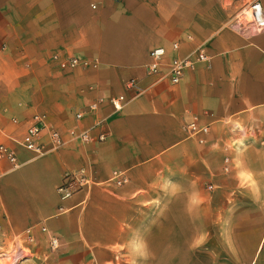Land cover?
<instances>
[{"label":"crops","instance_id":"obj_1","mask_svg":"<svg viewBox=\"0 0 264 264\" xmlns=\"http://www.w3.org/2000/svg\"><path fill=\"white\" fill-rule=\"evenodd\" d=\"M234 10L231 0H0V142L20 163L0 160V248L34 229L39 253L49 235L62 246L19 264H264V31L239 29ZM199 44L207 61L179 83L145 73L151 48L169 59ZM54 56L91 64L62 69ZM34 114L44 143L54 128L65 144L32 158L13 140ZM99 118L91 140L70 138ZM193 119L208 133L191 135ZM81 168L128 180L60 199L63 174ZM141 241L146 259L133 251Z\"/></svg>","mask_w":264,"mask_h":264},{"label":"built area","instance_id":"obj_2","mask_svg":"<svg viewBox=\"0 0 264 264\" xmlns=\"http://www.w3.org/2000/svg\"><path fill=\"white\" fill-rule=\"evenodd\" d=\"M118 1V0H113ZM236 2V4H234ZM231 5L235 7L233 18L234 25L239 29H253L264 31V5L260 0H231ZM95 7V5H92ZM179 41L172 42L171 48L174 52L179 49ZM62 69L75 68L77 66L86 67L91 63L89 60L80 59L77 57H67L59 59L54 56ZM148 62L145 65V73L154 78L155 81H168L171 84H177L183 78L187 70H193L197 65L204 63L208 59L206 50L203 44H199L193 50L184 55L174 54L167 59V50L162 46L153 47L148 53ZM129 87H135L134 80L128 82ZM102 99H97L88 103L85 111L76 112L74 115L77 119L83 117L85 113L96 112ZM125 101L123 95L112 96L110 103L114 110H120ZM15 124L19 121L12 120ZM105 123L104 118H99L92 126L81 131L72 129L69 131L70 138H77L82 141L92 139L91 130L96 127H102ZM44 119L41 114H34L28 121L26 130L20 140H13L24 150L32 154V158L44 154L47 150H58L64 144L65 140L62 134L54 128L47 130V144L41 140L42 131L44 129ZM187 127L191 135H205L208 133L207 126H201L196 119L188 122ZM107 133L101 131L95 137L96 140L102 141L106 138ZM199 141L204 139L199 137ZM0 160L7 161L10 166L9 170L16 169L20 163L17 161L16 149L5 142H0ZM1 178V172H0ZM127 177L124 172L114 170L108 179L104 181H97L94 179L91 171L87 168L70 170L63 174L60 184L57 186V191L60 199L65 200L74 193L86 190L90 191L94 186H100L105 189L118 187L127 182ZM39 230L46 232V227L41 226ZM36 243L35 230L27 229L22 235L16 236L10 243L9 247L0 248L1 264H19L20 262L33 259L47 260L53 254L58 253L62 244L58 237L49 235L47 239V246L44 252L39 253L36 247L32 244Z\"/></svg>","mask_w":264,"mask_h":264},{"label":"clouds","instance_id":"obj_3","mask_svg":"<svg viewBox=\"0 0 264 264\" xmlns=\"http://www.w3.org/2000/svg\"><path fill=\"white\" fill-rule=\"evenodd\" d=\"M133 251L135 253H137L138 255L144 257L145 259L147 258V252H146V244H145V242L141 241V242L137 243L134 246Z\"/></svg>","mask_w":264,"mask_h":264},{"label":"rangeland","instance_id":"obj_4","mask_svg":"<svg viewBox=\"0 0 264 264\" xmlns=\"http://www.w3.org/2000/svg\"><path fill=\"white\" fill-rule=\"evenodd\" d=\"M2 262L0 261V264H1Z\"/></svg>","mask_w":264,"mask_h":264}]
</instances>
